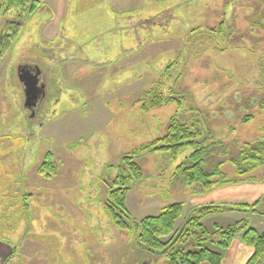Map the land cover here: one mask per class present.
Returning a JSON list of instances; mask_svg holds the SVG:
<instances>
[{"label": "rangeland", "instance_id": "374dc122", "mask_svg": "<svg viewBox=\"0 0 264 264\" xmlns=\"http://www.w3.org/2000/svg\"><path fill=\"white\" fill-rule=\"evenodd\" d=\"M6 35L14 45L0 59V241L13 239L15 249L1 263L167 264L163 251L138 244L132 222L116 227L105 206L121 156L163 135L174 114L189 126L197 118L198 140L215 141L207 167L222 163L240 181L187 185L173 175L192 149L174 162L143 152L135 157L143 176L125 200L134 221L181 202L177 230L204 204L234 203L237 189L264 193V164L237 176L231 162L242 145L264 140V0H46L31 18L2 10L0 42ZM22 63L46 77L33 115ZM143 94L181 103L151 107ZM48 152L53 176L39 173ZM242 218L264 230V211L248 208L202 222L213 230ZM241 244L237 235L221 264H244L252 250Z\"/></svg>", "mask_w": 264, "mask_h": 264}, {"label": "trees", "instance_id": "16d2710c", "mask_svg": "<svg viewBox=\"0 0 264 264\" xmlns=\"http://www.w3.org/2000/svg\"><path fill=\"white\" fill-rule=\"evenodd\" d=\"M40 3L38 0H0V12L2 10L14 11L18 13L20 19L25 16L31 18L39 10ZM222 23V21L219 23V29H221ZM9 36L11 35H6L7 40L0 42V59L5 51L14 45V42L10 44ZM147 92L151 93L152 91ZM144 96H148V100H145ZM153 96L152 94H143L142 103L150 102L151 107L170 102L181 103L178 98L154 99ZM259 109L264 111V96L259 102ZM250 118L251 115H247L243 121ZM201 135L202 129L197 118L189 126L184 119L178 118L176 114L172 115L163 135L144 142L121 156L117 164V176L113 180L112 188L108 194L106 210L114 225L120 229H131L129 223L132 222L137 231L138 244L149 250L163 251L167 256V264H203L204 262L221 264L225 251L230 248L237 235H240L242 245L252 250L244 264H264V230L257 231L248 224L246 218L236 220L225 227L214 222L213 230L202 222L210 215L222 214L235 209L248 208L252 212H263L264 208L262 210L259 208L264 207V193L252 203L204 204L196 208L194 215L190 213L177 230L174 229V225L181 218L184 208V204L181 202L170 203L161 208L157 215H147L135 221L126 209L125 200L131 183L143 176L142 168L135 161V157L143 152L163 153L174 162L180 153L192 149L191 153L177 165L174 177L180 175L185 184L197 183L205 189L237 184L240 179L229 178L226 173L221 171L222 163L207 167L205 163L210 158V146L215 141L207 143L208 137L198 140ZM51 154L50 152L46 153L45 159L40 165L39 173L42 175L53 176L56 173L57 165L52 161ZM231 162L237 176L245 175L264 164V140L253 144L245 143L238 156ZM164 238L168 239L163 240ZM187 241L190 243V247L185 250L181 244Z\"/></svg>", "mask_w": 264, "mask_h": 264}, {"label": "crops", "instance_id": "0c3cea01", "mask_svg": "<svg viewBox=\"0 0 264 264\" xmlns=\"http://www.w3.org/2000/svg\"><path fill=\"white\" fill-rule=\"evenodd\" d=\"M38 1L42 2V1H46V0H38ZM257 187H258L257 185H248L247 187H244L242 189H237L239 191V193H237L236 195L234 193V195H233V196H235V198H237L236 199L237 201L236 200H232V199H231V201H233L234 203H252V202H254L261 194H263L259 190V187L258 188ZM241 194H242V196L238 197V195H241ZM224 197H225V195H222V194L220 196H218V198L220 199L218 202H221L222 200H225ZM12 236L14 237V235H12ZM13 244H14L13 239H12L11 242H4L3 243V242L0 241V257L7 258L10 254H12L14 249H15L13 247ZM231 246H230V248L228 250H231ZM225 257H226V255H224L223 261H225ZM223 261H222V263H223ZM204 263L208 264L207 262H204ZM239 263L240 262L236 263L235 259L232 260V261H229V262H227V261L225 262V264H239ZM0 264H4V263L0 262Z\"/></svg>", "mask_w": 264, "mask_h": 264}, {"label": "water", "instance_id": "95a60500", "mask_svg": "<svg viewBox=\"0 0 264 264\" xmlns=\"http://www.w3.org/2000/svg\"><path fill=\"white\" fill-rule=\"evenodd\" d=\"M33 67L34 69L37 68V71L35 73H38L41 71V69L37 65L29 66L28 64H20L17 68L18 75L20 81L23 83L24 90L26 91V98L24 100V107L31 110V114L33 115L36 113V110H38L39 105L44 98V91H41V95L37 96L36 93H30L29 87H30V80L29 77L26 74V71L29 72V68ZM27 69V70H26ZM31 71V70H30ZM34 71V70H33Z\"/></svg>", "mask_w": 264, "mask_h": 264}, {"label": "flooded vegetation", "instance_id": "af4514ba", "mask_svg": "<svg viewBox=\"0 0 264 264\" xmlns=\"http://www.w3.org/2000/svg\"><path fill=\"white\" fill-rule=\"evenodd\" d=\"M22 64H28L29 66H33L32 64H29V63H22ZM28 70H29V72L26 71V74H27V76L29 77V80H30L29 92L30 93H36L37 96H40L41 95V91L42 90L44 91V94H45L44 98L42 99V101H41V103L39 105V106H41L43 101H44V99H45V97H46V95H47L46 77H45L43 71L35 73L37 71V68L34 69L33 67H30ZM23 93H24V99H25L27 93L24 90V87H23ZM37 111L38 110H36V112Z\"/></svg>", "mask_w": 264, "mask_h": 264}]
</instances>
